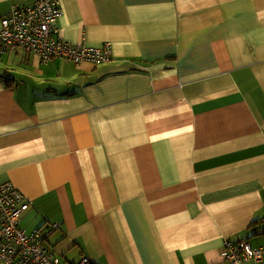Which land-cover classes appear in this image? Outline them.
I'll list each match as a JSON object with an SVG mask.
<instances>
[{
  "label": "crops",
  "instance_id": "crops-1",
  "mask_svg": "<svg viewBox=\"0 0 264 264\" xmlns=\"http://www.w3.org/2000/svg\"><path fill=\"white\" fill-rule=\"evenodd\" d=\"M59 4L62 38L112 59L0 55V183L29 202L22 228L58 223L45 244L65 264L264 251V0Z\"/></svg>",
  "mask_w": 264,
  "mask_h": 264
},
{
  "label": "built area",
  "instance_id": "built-area-1",
  "mask_svg": "<svg viewBox=\"0 0 264 264\" xmlns=\"http://www.w3.org/2000/svg\"><path fill=\"white\" fill-rule=\"evenodd\" d=\"M61 15L59 0H37L1 16L0 55L9 50L27 51L43 63L62 59L95 66L111 61L109 42L89 47L84 37L76 45L64 40L57 26ZM27 208L28 200L11 182L0 183V264H65L61 255L49 251L45 244L59 224L27 232L19 225L20 215ZM220 255L227 264H264V251L253 248L246 239L225 241ZM77 264L92 263L82 257Z\"/></svg>",
  "mask_w": 264,
  "mask_h": 264
},
{
  "label": "bare ground",
  "instance_id": "bare-ground-1",
  "mask_svg": "<svg viewBox=\"0 0 264 264\" xmlns=\"http://www.w3.org/2000/svg\"><path fill=\"white\" fill-rule=\"evenodd\" d=\"M28 208H29V202H28ZM28 208H27V209H28ZM24 212H25V211H24ZM24 212H23V213H24ZM23 213H22V214H23ZM22 214H21V215H22ZM21 215H20V219H21ZM20 219H19V225L21 226V224H20ZM54 223H56V222H53V223H50V224H47V225H52V224H54ZM47 225H45V226L42 227V228H36V229H45V228L47 227ZM21 228H22V226H21ZM58 229H59V227L55 228L54 231H53L50 235H52V234H53L56 230H58ZM24 230H25V229H24ZM33 230H35V229H33ZM33 230H31V231H33ZM25 231H26V230H25ZM31 231H27V232H31ZM50 235H48V237H49ZM48 237H47V238H48ZM46 248H47L49 251H51V252H53V253H56L54 250L48 248L47 246H46ZM57 254H58V253H57ZM81 258H82V257H81ZM78 262H79V261H78ZM76 264H77V263H76Z\"/></svg>",
  "mask_w": 264,
  "mask_h": 264
},
{
  "label": "trees",
  "instance_id": "trees-1",
  "mask_svg": "<svg viewBox=\"0 0 264 264\" xmlns=\"http://www.w3.org/2000/svg\"><path fill=\"white\" fill-rule=\"evenodd\" d=\"M257 221H255L253 224H255Z\"/></svg>",
  "mask_w": 264,
  "mask_h": 264
},
{
  "label": "clouds",
  "instance_id": "clouds-1",
  "mask_svg": "<svg viewBox=\"0 0 264 264\" xmlns=\"http://www.w3.org/2000/svg\"><path fill=\"white\" fill-rule=\"evenodd\" d=\"M226 263V262H225Z\"/></svg>",
  "mask_w": 264,
  "mask_h": 264
}]
</instances>
